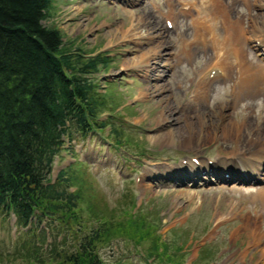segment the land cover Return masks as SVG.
Masks as SVG:
<instances>
[{"label":"rangeland","instance_id":"1","mask_svg":"<svg viewBox=\"0 0 264 264\" xmlns=\"http://www.w3.org/2000/svg\"><path fill=\"white\" fill-rule=\"evenodd\" d=\"M165 1H52L42 25L59 31L62 45L75 56L104 54L108 59L107 68H99L94 77L105 101L100 121L113 128L107 126L85 139L76 137L54 160L49 180L66 170L69 191L79 194L75 227L68 229L63 221L54 220L39 225L33 220L29 230L15 227L14 216H4L0 209V264H66L65 257L97 229L124 233L122 222L129 213L144 219L146 228L152 229L150 238L138 245L123 238L101 242L97 256L104 264H149L147 247H153L157 237L174 256L181 248V264H264V207L252 196L263 187L264 173L262 181L238 184L217 183L213 176L198 183L165 178L166 171L178 176L168 170L170 166L190 160L214 163L219 156L231 155L236 140L224 136L239 135L244 123L242 140L264 132V92L245 96L240 91L235 100L229 77L212 80L207 97L190 107L194 80L215 65L210 61L213 53L205 46L193 49L191 57L189 51L175 57L181 39L194 37L193 27L188 16L175 20L168 14ZM184 1L197 6L205 2L174 0L173 12ZM239 1L223 0L234 14L248 9L254 16L264 12L252 7L257 0L240 1L247 6ZM167 17L176 22L174 30H167ZM241 18L242 27L250 28L247 18ZM153 23L157 28L151 30ZM249 53L254 60L255 54ZM166 63L170 65L165 68ZM148 65L159 66V71L149 75ZM152 84L162 89L148 95ZM173 128L176 136L163 140ZM114 130L117 136H111ZM232 186L238 192H229ZM203 250L210 252L205 253L208 257Z\"/></svg>","mask_w":264,"mask_h":264},{"label":"trees","instance_id":"2","mask_svg":"<svg viewBox=\"0 0 264 264\" xmlns=\"http://www.w3.org/2000/svg\"><path fill=\"white\" fill-rule=\"evenodd\" d=\"M52 1L0 0V209L24 229L33 219L38 224L58 219L67 226L77 221L79 194L69 191L66 170L49 180L54 160L66 141L110 125L100 121L105 101L94 77L108 59L75 56L62 45L59 31L42 25ZM135 214L121 221L124 233L99 228L84 238L66 264H104L97 245L108 239L149 240L152 229ZM160 243L157 237L154 251ZM161 245L165 255L170 252Z\"/></svg>","mask_w":264,"mask_h":264},{"label":"bare ground","instance_id":"3","mask_svg":"<svg viewBox=\"0 0 264 264\" xmlns=\"http://www.w3.org/2000/svg\"><path fill=\"white\" fill-rule=\"evenodd\" d=\"M240 1L247 2V0ZM166 2L168 14L173 16L175 20L179 15L188 16L190 18L189 24L193 27L194 37L190 41L186 40V38L181 39L178 51L174 54L175 57L178 59L181 56H185V51H189V54H187L188 57H191L193 49L205 46H210L213 53L210 61L213 60V64L215 65L202 70L197 80H194L195 89L192 99L189 101L190 107H195L199 99L206 96L207 88L212 80L216 81L229 77L232 82V92L236 94L235 100L241 96L240 91L245 96H254L257 94V91L264 92V12L256 16L252 15L249 9L239 12L241 13V17L247 18L250 24V28H243V18L237 16L239 13L235 12L234 14L223 0H205L202 4L203 6H197L195 1H184L180 3V10L177 12H173L174 0H166ZM255 5L261 9L264 8V0H257ZM192 9L197 10L196 16L192 15ZM168 18L166 20H169ZM174 23H172L171 27L173 30L176 27ZM154 28H157V25L153 23L150 29ZM245 33H247L245 36L246 45L245 43H241L242 35ZM143 36L145 37L146 35L142 34L141 37ZM203 41L204 43L202 44ZM153 52L156 53V51ZM249 52H257V55L254 53V60H250L247 56L250 54ZM165 65V68L169 67L170 63H166ZM148 68L149 75H154L155 72L159 71V66L148 65ZM148 89V95H151L162 88L156 84H152ZM141 95H147V93H141ZM168 126L170 127L171 124L169 123ZM246 126L247 123H244L240 127L239 133L241 136L240 134L235 137L224 136L225 138L236 140V147L232 150L231 155L225 157L219 156L218 161L213 164L211 163V166L202 160H199L197 164H194L190 160L186 162V165L181 163L178 166H170L168 170L170 169L172 173L178 172V176L166 171L169 175L165 178L167 180L174 178V180L181 182H194L204 178V176L200 177L203 171L207 174L209 171H212L210 174L215 176L217 183L238 184L252 180L260 181L261 173H264V132L259 130L260 134L256 135V139H252L251 134L249 139L245 136L244 140H242L241 138L245 133V130L242 128ZM167 133L162 135L161 138L163 140L168 136L170 138L176 136L174 128ZM243 145L247 146L242 148ZM247 170H251V172L248 173ZM219 189L223 190L224 187ZM238 190L239 188L232 186L229 192L236 193ZM215 191L218 190L215 189ZM252 196L259 201V205L264 207V187L257 188ZM192 200L193 198L190 201ZM261 213L263 212L261 211ZM244 228H248V225Z\"/></svg>","mask_w":264,"mask_h":264}]
</instances>
